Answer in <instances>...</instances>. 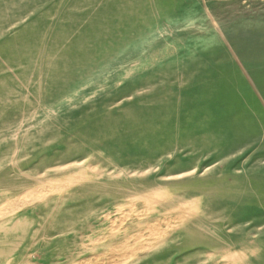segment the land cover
Instances as JSON below:
<instances>
[{
	"label": "rangeland",
	"instance_id": "rangeland-1",
	"mask_svg": "<svg viewBox=\"0 0 264 264\" xmlns=\"http://www.w3.org/2000/svg\"><path fill=\"white\" fill-rule=\"evenodd\" d=\"M0 264H264V0H0Z\"/></svg>",
	"mask_w": 264,
	"mask_h": 264
}]
</instances>
